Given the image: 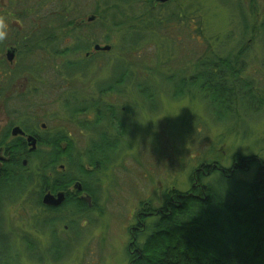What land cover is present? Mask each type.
Here are the masks:
<instances>
[{"label":"trees","instance_id":"obj_1","mask_svg":"<svg viewBox=\"0 0 264 264\" xmlns=\"http://www.w3.org/2000/svg\"><path fill=\"white\" fill-rule=\"evenodd\" d=\"M2 1L7 0H0V17L5 20L8 14L2 15ZM43 1H55L57 9L44 13L43 4L29 7L28 15L33 19L41 17L42 24L40 28L33 23L30 30H16L18 40L13 42L27 50L26 60L20 72L16 60L12 64L7 60L1 63L4 73L0 74V100L8 108L12 97L26 94L14 92L18 79L34 82V91L44 94L37 82L45 78L54 83L64 77L70 83L64 91L65 110L80 130L90 136L85 146L78 147L65 130H58L49 133L31 155H26L24 142L13 140L6 144L12 152L11 162L0 176V238L5 242L0 247V264H20L23 252L28 258L41 252L55 258V250L63 251L61 258L70 254L75 242L84 235L82 227L90 219L92 207L97 205L100 173L131 149L139 128L135 121L137 111L157 113L161 108V92L171 99H201L212 111L209 116L213 122L226 125L229 131L246 128L256 115L264 114V85L244 75L245 50L227 54L222 50H205L191 62V68L176 72L148 65L149 57L145 55L144 60L135 56L134 52L152 40L163 25L169 32L174 29L172 17L164 20L158 16L156 6L166 3L148 0L152 5L149 15H133L135 23H131L130 8L139 0H99L90 11L89 16H96L93 21H88L89 16L85 17L86 12L81 9L87 0ZM19 2L9 0V11L14 14ZM105 15L108 18L111 15L112 29L121 36L118 54L116 49L112 55L110 33H105L103 40L112 49L93 50L100 43L97 31L105 26ZM240 17L243 34L247 35L255 12H241ZM7 28L0 24V33H4L0 37L1 45L10 38L2 40ZM259 30L264 33V19ZM174 42L170 53L178 45ZM108 56L114 61L109 58L101 62L111 64L109 76L97 81L93 89L88 90L85 84L79 86L76 80L88 77L92 63ZM178 56L185 62L189 59L186 55ZM50 70L57 77L46 76ZM111 96L127 99L128 103L121 107L108 101ZM19 107L10 106V113L18 117L28 115L20 121L26 128L33 114ZM14 123L17 124L11 122ZM7 137L6 133L2 134L0 146ZM252 165H257L253 180L238 177ZM194 173L196 177L193 176L189 191L174 194L163 210L143 214L139 228H134L135 241L129 253L132 264H264V157L236 153L229 165L223 158L205 160ZM77 182L83 189L74 194ZM49 190L67 191L60 207L42 202ZM84 194L92 197L93 206L82 197ZM19 202L22 208L37 211L32 216L31 228L39 235L48 234L45 246L37 235L18 233L12 228L7 209ZM19 239L23 249L17 245Z\"/></svg>","mask_w":264,"mask_h":264},{"label":"rangeland","instance_id":"obj_2","mask_svg":"<svg viewBox=\"0 0 264 264\" xmlns=\"http://www.w3.org/2000/svg\"><path fill=\"white\" fill-rule=\"evenodd\" d=\"M16 1L20 2L14 14L9 11V0L2 1V15L8 16L5 20L0 17V22L9 27L5 30V39L2 40L9 36L10 38L4 45L0 44V74L4 73L1 63L4 60L9 61L6 56L7 48H19L14 59L19 72L26 60L24 57L27 50L13 42L18 40L15 37L16 30H30L33 23L37 28L41 27V17L33 19L31 15V18L28 15L29 7L35 4L38 8L43 4L46 6L44 13L57 9L55 1ZM94 1L87 0L81 7L82 11L86 12L85 17L90 15L93 5L99 0H96V3ZM156 8L160 19L172 17L174 29L170 34L163 25L152 40L142 49H138L137 53L134 52L135 56L141 59L143 57L144 60L145 55L149 57L147 62L145 61L148 65H156L163 69L162 71L168 68L176 72L191 68V62H195L197 56L205 50H222V53L227 54L242 49L245 50L246 59L244 75L254 77L258 85H264V33L259 30L264 19V0H171ZM130 10L133 13L130 14L129 21L135 23L133 15L148 16L152 5L148 0H139L134 2ZM251 10L255 12L257 19L251 18V32L245 35L240 16L241 12L249 14ZM103 22L105 26L97 31L98 42L106 44L104 35L110 33V43L114 46L112 55L116 53V49V54L120 53L118 50L121 36L118 31L112 29L111 15L109 18L105 15ZM12 26L14 27L11 28ZM174 41L178 45L174 46L170 53V46ZM185 55L186 59L189 58L188 63L177 58H184ZM104 59L114 61L110 56L96 60L92 63L88 77L76 80L79 86L85 84L90 90L97 81L109 76L111 64L103 65L101 61ZM46 76L57 77L51 70ZM57 79L62 81L50 83L44 78L37 82L43 87L42 90H45L44 94L34 91V82L31 84L27 79H18L15 81L14 92L22 91L26 94L18 96L20 99L17 96L12 97L8 106H20L19 109L24 110L21 106L33 105V109L28 110L33 114L28 124L37 126L46 123L45 130L49 133L65 130L76 146L83 147L87 144L90 134L82 132L77 122L69 117L63 104L66 98L64 91L70 83L66 82L64 77ZM159 99L161 108L157 113L149 110L137 111L135 121L139 128L133 137V146L116 158L107 170L100 173L101 192L97 205L92 207L87 223H83L84 235L75 242L70 254L61 258L63 251L57 253L60 250H55V258L48 257L46 252L33 253L34 256L28 258L23 252L20 264H132L129 253L135 241L134 228H139L143 214L163 210L174 194L189 191L193 176L196 177L194 172L201 167L203 161L223 158L225 164L229 165L231 157L236 153L258 154L264 157V114H258L251 119L246 132L244 127L229 131L226 125L213 122L209 116L212 111L199 98L171 99L165 92H161ZM108 101L121 107L128 103L127 99L118 96H111ZM9 107L5 108L0 100V133L4 132L11 122L20 123L28 116H14ZM211 147L214 149L209 153ZM33 165L35 168L36 163ZM256 169L257 165H252L247 172H240L238 177L253 180ZM89 203L93 206L92 201ZM36 213L37 211L22 208L19 202L7 209V218L18 233L37 235L45 246L48 243V234L39 235L31 228V219ZM0 241V247L4 246L5 242L1 238ZM21 243L19 239L17 245L23 249Z\"/></svg>","mask_w":264,"mask_h":264},{"label":"flooded vegetation","instance_id":"obj_3","mask_svg":"<svg viewBox=\"0 0 264 264\" xmlns=\"http://www.w3.org/2000/svg\"><path fill=\"white\" fill-rule=\"evenodd\" d=\"M21 107H23L24 109H27V110H32L33 109V105H31V104H28V105L26 104V105H23ZM17 124L18 125H16L15 123L14 124H10L5 129L4 132L0 133V137L4 133H6L8 135L7 141L0 146V176L3 174L4 169L7 166V164L11 162V152L12 151L6 145L8 142L13 141V140H18V141L24 142L25 147H26V155L27 154L31 155V153H34V152H36L38 150L40 142L43 141L44 139H46L48 137V135H49V132L45 130V128L47 127L46 123H43V124H40V125H37V126L36 125L33 126V125H30V124H26V126L28 128L27 127L25 128L22 123H17ZM16 126H20L21 129H22V132H18L16 135H14L13 130H14V128ZM31 136L35 137L36 140H37V148L34 149V150L31 149V146H30L29 141H28L29 137H31ZM24 160H26V159H24ZM26 161H25V163H27ZM61 191L66 192V198H67V191H65V190H59L57 192H53V191L49 190L45 194L50 192V193H53L54 195H57V193H59ZM73 192H74V194H77L80 191H78V190L74 191L73 190ZM44 195H43V198H44ZM86 196H90V195H88V194L82 195L83 198L86 197ZM91 201H92V197H91ZM42 202H43V199H42ZM88 204L90 205L89 202H88ZM60 206H58V207H60ZM90 206H92V205H90Z\"/></svg>","mask_w":264,"mask_h":264},{"label":"water","instance_id":"obj_4","mask_svg":"<svg viewBox=\"0 0 264 264\" xmlns=\"http://www.w3.org/2000/svg\"><path fill=\"white\" fill-rule=\"evenodd\" d=\"M169 1L170 0H155V2L157 4L167 3ZM95 18H96V16L91 15L88 17V21H93V20H95ZM111 49H112V45H110V44L96 43L93 46L94 51H110ZM17 51H18V49L16 47H13V46H11L7 49L6 56H7V59L9 60V62H11V63L14 62ZM89 55H90V52H87L86 56H89ZM18 132H22V129L20 126H16L13 130L14 135H16ZM28 141H29V144H30L32 150L37 148V140L35 137H33V136L29 137ZM74 188L78 191H82V189H83L80 182H77L75 184ZM84 199L87 200L88 202H91L90 196H86V197H84ZM65 200H66V192L61 191V192L57 193V195H54L53 193L49 192V193L44 195L43 203L45 205H48V206L58 207V206L62 205Z\"/></svg>","mask_w":264,"mask_h":264},{"label":"clouds","instance_id":"obj_5","mask_svg":"<svg viewBox=\"0 0 264 264\" xmlns=\"http://www.w3.org/2000/svg\"><path fill=\"white\" fill-rule=\"evenodd\" d=\"M4 35V33H0V37H2Z\"/></svg>","mask_w":264,"mask_h":264}]
</instances>
